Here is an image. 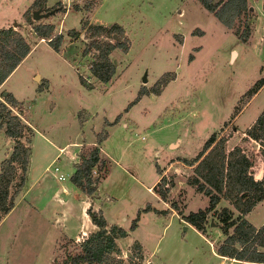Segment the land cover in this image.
<instances>
[{
    "label": "rangeland",
    "instance_id": "obj_1",
    "mask_svg": "<svg viewBox=\"0 0 264 264\" xmlns=\"http://www.w3.org/2000/svg\"><path fill=\"white\" fill-rule=\"evenodd\" d=\"M43 1L36 0L24 9L23 0H11V5L0 8V28L5 21L10 22L9 26L32 48L0 89V103L4 102L2 91L12 94L16 102L10 114H18L21 121L27 119L33 130V134L31 129L23 130L20 137L29 149L26 172L15 164L17 169L8 188L13 202L26 204L31 212L20 213L21 224L13 228L18 208L0 228V264H61L79 250L80 239L73 242L58 236L54 245L49 227L33 225L32 205L22 197L37 169L43 167L39 164L44 141L34 130L60 143L73 138L93 141L102 129L106 137L99 156L107 161L109 172L97 188L101 210L123 229L145 204L166 210V214H139L130 238L143 245L144 256L135 242L126 254L115 257L111 253L96 264H147L149 260L151 264H254L213 252L225 237L218 228V215L221 208H231L227 201L221 200L206 214L202 232L180 219L207 205V198L188 184L193 159L211 132L231 118L240 97L260 74L264 75V41H256L251 35L247 39L250 44L238 39L245 24L251 33L255 28L252 9L228 29L196 0H50L48 6ZM246 2L253 5L256 0ZM75 5L78 13L70 11L63 17L64 11ZM34 11L40 15L38 19L32 18ZM89 22L106 26L116 23L129 40L125 53L115 48L109 54L115 65L109 83L94 80L88 71L96 53L92 48L85 51V44L94 39ZM38 24L53 26L51 38L61 34L57 51L50 45L54 38L48 42L32 33ZM72 28L79 33L73 38L66 34ZM96 39L112 42L104 36ZM141 87L147 92L139 95ZM263 103L264 88L235 124H246ZM5 118L0 108V120ZM3 126L0 155L4 157H0V165L13 147ZM228 133L230 127L226 129L225 125L214 132L216 140ZM245 143L251 173L262 174L260 145L247 137ZM100 175L99 171L92 172V177ZM157 177L164 178L166 184L165 202L155 194L157 187L153 192L147 189L158 181ZM94 199L98 200L96 194L90 201ZM171 203L176 209L170 208ZM249 220L258 224L264 221V201L253 209ZM126 240H120L119 245Z\"/></svg>",
    "mask_w": 264,
    "mask_h": 264
},
{
    "label": "trees",
    "instance_id": "obj_2",
    "mask_svg": "<svg viewBox=\"0 0 264 264\" xmlns=\"http://www.w3.org/2000/svg\"><path fill=\"white\" fill-rule=\"evenodd\" d=\"M196 1L228 29L232 28L234 21L240 15L247 12V10L249 11L246 0ZM261 6L264 9V0H262ZM89 26L92 30V38L104 36L112 40V42H106L93 39L90 43L85 44V51L92 48L96 52L88 65V71L96 80L106 83L115 71V65L109 59L110 52L117 48L125 53L129 47V40L125 36L122 27L116 23L107 26ZM52 30L53 26L51 24H38L32 28V33L40 39L46 38L48 42H51L54 38L55 42L50 43V45L54 51H57L61 34L58 33L51 38ZM66 34L73 38L78 36L79 33L74 29H69ZM249 34V28L245 24L244 29L238 35V39L244 42ZM29 50L28 43L16 34L12 26L0 28V83L20 63ZM263 82L264 79L260 78L246 90L245 94L238 100L237 106L234 107V114L239 111ZM158 83H160L159 80ZM149 91L154 94L158 93L157 90L153 89ZM145 92L147 90L141 87L138 94L142 95ZM2 96L4 102L0 103V108L5 112L7 118L0 120V126L4 124V134L12 138L13 147L9 157L0 165V220L14 205L8 188L17 169L15 164L18 163V168L22 173L26 172L29 149L20 140V137L25 130L30 131L29 126L21 121L18 114H10L11 106L16 102L15 99L7 92ZM106 124L110 125L107 122ZM244 133L247 138L256 141L260 145V154L264 156V111L256 116L254 122ZM105 137L106 131L102 129L96 134L95 142L91 147L81 146L78 154L79 160L73 165V172L69 176V181L90 199L94 197L97 183L107 174V161L99 156L100 145ZM193 162H195V165L192 169V175L188 179V184L207 198V205L202 209L181 215L180 219L191 225L196 231L202 232L206 214L215 210L221 200L227 201L231 208H221L218 215V228L225 237L216 249V254L254 264L264 263V224L256 228L244 219V215L264 198V171L259 179H254L250 171L252 163L245 154L244 149L235 145L227 150L225 148V137L220 136L216 140L214 133H211L204 141ZM94 170L101 172V175L92 177ZM155 171L158 174L157 168H155ZM163 185H165L164 178L160 177L151 187V191H154V187H157L155 194L161 201L165 202L167 188H163ZM170 208L174 210L176 205L171 203ZM146 211H153L159 215L166 214V210H157L149 204H145L143 208L136 212L128 228L123 229L116 224L107 225L101 211H93L89 206L86 209V214L91 223L97 227V230L87 234L79 243V250L66 256L61 264L102 263L108 255L117 253L114 239L124 237L132 231L137 225L139 214ZM234 211L236 214L235 218L232 219Z\"/></svg>",
    "mask_w": 264,
    "mask_h": 264
},
{
    "label": "crops",
    "instance_id": "obj_3",
    "mask_svg": "<svg viewBox=\"0 0 264 264\" xmlns=\"http://www.w3.org/2000/svg\"><path fill=\"white\" fill-rule=\"evenodd\" d=\"M35 1L36 0H23L22 6H24V9L28 8L32 4V2H35ZM61 1H67V0H61ZM43 2L45 3L46 6H48L50 0H44ZM261 4H262V0H256V2L253 5L248 4L249 6L248 5L247 6L249 10L252 9L253 16L251 17L252 19L251 22H253V24L255 25V28L252 30V33L250 31L251 34H249V36L251 35L253 39H255L256 41H260L262 43V41H264V9L262 8ZM9 5H11V0H0L1 9ZM78 8L79 7L75 5L71 7V9H67L66 11H64L63 17H65L66 14H68V12L70 11H75L78 13L77 11ZM91 24L92 25H104V24H96L93 22ZM9 25H11V23L8 21H5L2 24V27L6 28ZM79 25H80V20H79ZM248 38L249 37H247V39ZM247 39L245 41L246 44H250L251 42H248ZM46 46L49 49H51L48 45ZM31 49L28 51V53L24 56V58L20 61V63L11 72H13L16 68H18L20 64L23 63L24 60L29 57ZM232 53H233V56H235V52H232ZM9 75L2 81V83H0V89L2 88L3 90V88L5 87V83H6L5 81L7 80ZM260 78L264 79V75L260 74ZM102 84H105V83H102ZM91 86H92L91 88H93L92 84ZM263 88H264V82L255 91V93L248 99V101H246V103L239 109L237 113L235 114L232 113L231 118H229L228 120L222 121V123L218 125L217 129L211 132V133L218 132L219 129L222 128L224 125L226 129L230 127V133H228V135L225 136L226 137L225 143H226L227 150H229L231 147L235 145L244 149L243 146L244 144H246L245 143L246 135L244 131L254 122L256 116L261 111H264V103L256 107V109L253 111L250 119L247 121L246 124L240 127L237 124H235V121H237L240 118V116L246 111V109L252 104V102L257 98L258 94L261 92ZM10 95L15 99V97L12 94ZM25 122L31 129L30 123L27 121V119L26 121H24V123ZM31 132L33 134L32 129H31ZM34 133H36L37 136H40V138L44 141L41 152H40L42 160L39 164V165L43 164V167L42 168L39 167L37 169V171L34 174V177L29 182V184L24 188V193L22 194V197H24V200L27 201L30 205H32L33 225L39 224L41 226L45 225L49 227V229L52 231L51 234H53V237H54L53 238L54 245L56 244L58 240L57 239L58 236L64 237L68 241L75 242L77 241V239H80L79 241H82L83 238L87 234L95 232L97 230V227L91 223L88 215L86 214V209L89 206L91 207L93 211H97V210L101 211L102 216L105 219L107 225H111V224L118 225L116 221L109 219L107 217L106 212L104 210H101V208L98 205L99 197H100V195H98L97 193L98 184L99 182H101V180L105 179V177L108 175L109 169H107V174L105 175V177L101 179L96 185L95 194L98 196V200L94 199L93 201H90V199L86 195L80 192L79 189L76 188L69 181V176L73 172V165L76 164L79 160L78 154L81 149V146L82 145L83 146L93 145L95 140L89 141V142L88 141L83 142V140L80 141L78 139L73 138L72 140H67L66 142L62 141L60 143H57L55 140H51L50 138H48V136L44 134L43 132L34 130ZM6 138H7L8 144H10V142L13 143L11 138L9 137H6ZM250 140L253 141L257 146L259 145L256 141L252 139ZM100 150H101V145H100ZM1 156H3V153L0 155V157ZM1 159L2 158H0V160ZM31 160H32V157L30 155L27 172L30 170ZM107 168H108V165H107ZM156 180H158V177L155 179V182ZM153 184L147 187V189L149 188L151 189ZM108 199L110 201L112 198L109 196ZM263 201H264V198L260 200L258 203H256L252 207V209L244 215V219L248 221L250 224H252L254 227L262 225L264 221L261 222L260 224L254 223L249 220V215L253 211V209L257 207ZM26 206L27 205L23 203L22 205L18 203H14L10 211L6 215H4V217L1 218L0 228L4 225V223L10 218V216L18 208L20 210L19 214L16 216V218L18 217L16 219L18 224L17 222H15V225L13 228H15L16 225L19 226L21 224V221L19 220L20 215H21L20 213H25L28 210ZM28 211L31 212V210H28ZM187 226L193 228L189 224H187ZM134 229L128 232L126 236L114 239L115 245L117 247V253H113L115 257L120 254L122 255L126 254L127 251L129 250L128 248H130V246L135 242L138 243V245L140 246V251L142 255L143 256L145 255L143 245L137 240L132 241L133 238H130V235L134 231ZM199 234L203 236L201 233ZM123 239H127L129 241L126 240V242L123 243V245L122 244L119 245L120 240H123ZM213 252L216 256H219L215 253L214 249H213ZM146 263H150V260L149 262H146Z\"/></svg>",
    "mask_w": 264,
    "mask_h": 264
},
{
    "label": "water",
    "instance_id": "obj_4",
    "mask_svg": "<svg viewBox=\"0 0 264 264\" xmlns=\"http://www.w3.org/2000/svg\"><path fill=\"white\" fill-rule=\"evenodd\" d=\"M31 16H32L33 19H38L40 17V15L36 11L32 12V15ZM34 77L37 78V75H35ZM2 94L4 95L5 92H3ZM260 175H261L260 173L255 174L254 175V179H259L260 178ZM147 264H150V263H147Z\"/></svg>",
    "mask_w": 264,
    "mask_h": 264
},
{
    "label": "built area",
    "instance_id": "obj_5",
    "mask_svg": "<svg viewBox=\"0 0 264 264\" xmlns=\"http://www.w3.org/2000/svg\"><path fill=\"white\" fill-rule=\"evenodd\" d=\"M165 186H166V184H165Z\"/></svg>",
    "mask_w": 264,
    "mask_h": 264
}]
</instances>
